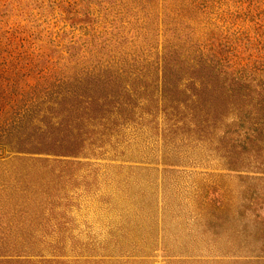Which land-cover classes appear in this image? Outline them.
<instances>
[{
	"label": "trees",
	"instance_id": "16d2710c",
	"mask_svg": "<svg viewBox=\"0 0 264 264\" xmlns=\"http://www.w3.org/2000/svg\"><path fill=\"white\" fill-rule=\"evenodd\" d=\"M158 117L163 159L225 143L231 169L264 173L248 152L264 145V0H0V160L123 154L124 130Z\"/></svg>",
	"mask_w": 264,
	"mask_h": 264
},
{
	"label": "rangeland",
	"instance_id": "374dc122",
	"mask_svg": "<svg viewBox=\"0 0 264 264\" xmlns=\"http://www.w3.org/2000/svg\"><path fill=\"white\" fill-rule=\"evenodd\" d=\"M149 36L160 48L165 35ZM149 120L142 133L124 130L123 154L111 143L75 158L0 160V245L14 248L0 264H264L260 166L231 169L225 143L199 146L201 160L169 162L156 140L162 119ZM256 149L249 159L262 164L264 145Z\"/></svg>",
	"mask_w": 264,
	"mask_h": 264
}]
</instances>
